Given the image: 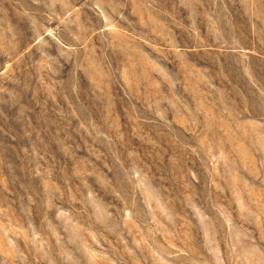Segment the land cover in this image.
<instances>
[{
  "label": "rangeland",
  "instance_id": "1",
  "mask_svg": "<svg viewBox=\"0 0 264 264\" xmlns=\"http://www.w3.org/2000/svg\"><path fill=\"white\" fill-rule=\"evenodd\" d=\"M0 264H264V0H0Z\"/></svg>",
  "mask_w": 264,
  "mask_h": 264
}]
</instances>
